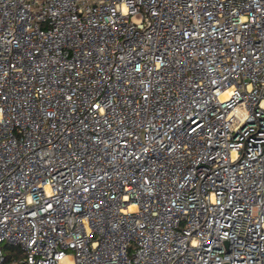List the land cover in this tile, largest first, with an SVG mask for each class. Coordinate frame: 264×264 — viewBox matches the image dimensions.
<instances>
[{
	"label": "built area",
	"instance_id": "2783aa9c",
	"mask_svg": "<svg viewBox=\"0 0 264 264\" xmlns=\"http://www.w3.org/2000/svg\"><path fill=\"white\" fill-rule=\"evenodd\" d=\"M6 243L264 264V0H0Z\"/></svg>",
	"mask_w": 264,
	"mask_h": 264
},
{
	"label": "trees",
	"instance_id": "16d2710c",
	"mask_svg": "<svg viewBox=\"0 0 264 264\" xmlns=\"http://www.w3.org/2000/svg\"><path fill=\"white\" fill-rule=\"evenodd\" d=\"M4 250H5V257H6L5 263L7 264L17 260L23 254L18 245H13L9 243H6L4 245Z\"/></svg>",
	"mask_w": 264,
	"mask_h": 264
},
{
	"label": "rangeland",
	"instance_id": "374dc122",
	"mask_svg": "<svg viewBox=\"0 0 264 264\" xmlns=\"http://www.w3.org/2000/svg\"><path fill=\"white\" fill-rule=\"evenodd\" d=\"M69 252H71V251H69Z\"/></svg>",
	"mask_w": 264,
	"mask_h": 264
}]
</instances>
